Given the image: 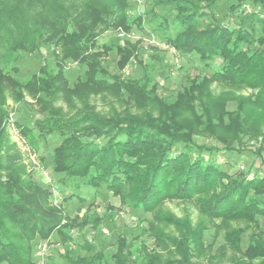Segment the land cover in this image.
Instances as JSON below:
<instances>
[{
    "label": "trees",
    "instance_id": "obj_1",
    "mask_svg": "<svg viewBox=\"0 0 264 264\" xmlns=\"http://www.w3.org/2000/svg\"><path fill=\"white\" fill-rule=\"evenodd\" d=\"M50 1L65 13L61 30L51 34L54 42L81 49L75 41L96 36L103 27L126 32L149 27L198 64L189 83L166 93L159 79L152 82L157 69L152 56L139 60L143 77L122 74L138 50L116 42L83 59L85 75L71 85L63 64L55 73L42 64L25 79L17 63L29 40L15 34L17 18L7 14V0H0V40L9 42L0 53V264H42L35 243L55 234L67 244L65 264H264V0ZM31 38L35 48L40 36ZM104 49L116 52L115 71L100 60ZM72 54L66 51L64 60ZM214 81L233 89L228 94L237 106L231 111L211 96L208 84ZM246 88L249 95L236 91ZM23 90L40 105L30 125L26 118L16 120L30 146L38 151L41 138L60 139L49 151L60 175L52 183L44 181L43 172L28 170L6 127L7 95L21 99ZM99 94L114 98L120 109H98L92 98ZM62 99L70 109L57 105ZM66 178L76 181L75 187H92L94 196L106 191L118 197L153 237L118 234L115 249H105L103 223L114 218L92 211L94 202L77 193L56 203L50 186L60 192ZM75 199L88 202L86 211H65L62 201ZM167 200L193 204L198 222L178 217ZM141 213H152L153 220H143ZM210 227L222 239L215 246L218 256L208 250L214 243L204 239ZM151 238L161 250L149 247Z\"/></svg>",
    "mask_w": 264,
    "mask_h": 264
},
{
    "label": "rangeland",
    "instance_id": "obj_2",
    "mask_svg": "<svg viewBox=\"0 0 264 264\" xmlns=\"http://www.w3.org/2000/svg\"><path fill=\"white\" fill-rule=\"evenodd\" d=\"M5 3L11 8L10 12L7 14L9 16L14 14L18 21V27L13 29L15 34L19 36V39L25 38V40H29V42L25 43L29 50H20L17 63L20 67L19 76L25 79L29 78L32 73L37 72L42 64L54 70V73L58 70V66L63 64L65 65V78L68 81L67 83L71 85L79 76L81 77L85 75V68L80 66L83 59H87L86 57L91 56L94 51L103 50L105 43L114 44L116 42L121 45L127 43L132 44L131 46L138 50V56L134 58V61L127 64L121 70L126 78H131L132 76L137 78L143 77L145 75V68L142 63L149 62L150 56L157 61V69L153 70L151 75L153 77L152 82L155 83L156 79H159L160 88L166 93H170L174 88H181L187 82L189 83L196 73L195 65L198 64L196 58L188 60L187 58L180 56L173 47L169 46L166 41H164V38H162L159 32H153L149 27L144 30L137 29L133 32H126L122 29H113L112 27H103L97 32L96 36L85 37L81 40L77 39L75 43L77 42L79 46H83V48L78 49L74 44L69 45L65 43V45L64 43L54 42L53 38H51V34L60 31L65 22V20H63L65 18V13L61 12L63 10L61 4H56L55 8V3L50 0H7ZM78 26H80V24H78ZM34 34L40 36L41 39L35 48L33 47V43L30 42V39H32L31 37ZM5 40L6 39L0 40V53H3L8 48L9 42H6ZM46 41H53V43L49 44ZM91 43L94 44V46H92ZM70 50L73 52V58L64 60L66 51ZM104 50L105 52L100 56V60L105 61L103 64L105 66L107 64V68H110L109 70L115 71V59L117 58L116 52L110 51L108 53L107 49ZM107 60L108 63L106 62ZM139 60L142 63H139ZM2 65L0 59V67ZM157 71H163L164 73L163 75H159ZM58 83L62 84L63 80H59ZM208 85L210 87L211 96L219 99L218 103L223 104V108L231 111L237 106V99H233V95L228 94V92L233 91V89L226 87L217 81ZM236 91L238 94L244 93L245 95H249L252 92L251 89L247 88L237 89ZM68 102L67 99H62L57 102V105L68 110L70 109ZM92 102H97V107L101 111L112 110L114 107L120 109V106L122 105L109 95L103 94L94 95ZM6 105L9 110V119L6 121L7 130L21 147L25 157L24 164L28 166V170L34 171L38 174L39 172H46L51 178L58 179L60 175L54 173L52 169L49 151L59 144V137L56 135H49L45 138H41V147L37 151L30 146L27 139L16 126V120L26 118L24 120L28 124L34 120L40 109L37 98L31 95L27 90H23V98L21 99L13 98L8 93ZM254 140L255 139H248L247 142L250 144L256 143ZM40 155H47L45 161L39 159ZM244 158L247 157H242L241 159ZM241 166H245V164H242ZM44 181L46 182L47 180L44 179ZM66 181L67 187L64 185L61 186L60 189L62 191L59 192L60 194L58 197H55L56 203H59L65 194H69L70 192L77 193L78 195L88 197L89 201L94 202L92 211L99 213L101 217H106V219L107 217H110V215L114 218V221H110V219L105 220L106 222L104 221L105 223H103L102 227L105 235L102 244L108 251L115 249V241L118 234L125 235L128 239H132L136 234L137 239L140 238L142 240L145 236L153 237L148 228H141L142 224L138 220L135 211H130L125 207H121L122 205L118 197L113 196L106 191H103L98 196H94L91 194L95 192L92 187L87 185L75 187L76 181L68 180V178H66ZM45 182L43 183L45 184ZM50 187L53 190L54 187ZM87 205L88 202L83 203L76 199L69 202L62 201V206L68 213L76 212L77 208H80L82 212H84L86 211ZM166 206L181 219L191 217L194 223L198 222V212L193 204L179 200H167ZM141 218H143V220L151 221L153 220V214L141 213ZM172 229L174 230L173 227ZM87 234V236H92L93 234V230L90 226L87 228ZM151 239L149 247H155L156 249L161 250V246L163 245H158V243L154 241V238ZM204 239L207 243H214L208 250L212 249L210 254L213 253V255L218 256L220 251L217 249L215 250V246L222 240L220 232L217 231L215 227H210L206 230ZM35 244L39 258H42V264H49L52 258L56 264H65L62 254L65 252V246L67 244H64L57 234L53 235L49 241H37ZM69 245L75 246L73 244Z\"/></svg>",
    "mask_w": 264,
    "mask_h": 264
},
{
    "label": "built area",
    "instance_id": "obj_3",
    "mask_svg": "<svg viewBox=\"0 0 264 264\" xmlns=\"http://www.w3.org/2000/svg\"><path fill=\"white\" fill-rule=\"evenodd\" d=\"M43 173H44L45 180H47V182L52 183V178L50 177V175L48 173H46V172H43ZM53 191H54L55 196L58 197L59 194H60L59 190H57V188L54 187Z\"/></svg>",
    "mask_w": 264,
    "mask_h": 264
}]
</instances>
